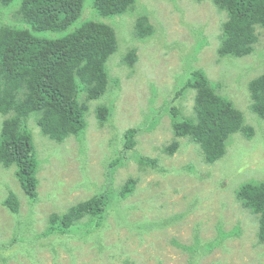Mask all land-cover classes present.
<instances>
[{
    "label": "rangeland",
    "instance_id": "374dc122",
    "mask_svg": "<svg viewBox=\"0 0 264 264\" xmlns=\"http://www.w3.org/2000/svg\"><path fill=\"white\" fill-rule=\"evenodd\" d=\"M136 2L130 13L97 16L116 30L124 54L135 46L138 16L146 15L156 32L137 46L132 70L120 55L110 58L109 92L89 104L83 138L53 143L29 122L41 161L38 203L32 213L26 214L29 204L14 170L0 165V264H264L258 220L235 198L242 184L264 181V120L249 109L248 90L249 81L264 72V32L258 29L259 41L251 56L221 58L218 49L226 14L211 1ZM21 5L22 0H15L8 7L0 6V24L13 23L6 16L17 15ZM91 7L92 0H87L84 17ZM191 69H202L218 93L231 99L255 129L251 139L232 135L225 156L214 164H207L199 146L185 138L178 139L180 146L173 155L163 150L175 139L169 102L188 81ZM194 95L189 90L179 100L186 116L193 114ZM107 103L113 113L101 123L96 107ZM3 120L0 115V130ZM132 127L140 129L139 154L157 158L167 172L143 171L146 166L129 160L111 175L109 164L119 156L123 134ZM111 176L118 190L131 177L138 182L133 195L120 205L112 204L100 229L96 222L86 227L84 219L68 233L43 234L51 214L61 215L101 193ZM9 190L21 201L18 215L2 204ZM120 207L132 210L129 216ZM29 216L34 223L28 222ZM165 218L175 221L163 231L146 233L129 226L134 219L149 223ZM238 228V233L210 248L221 232ZM19 236L23 238L14 243Z\"/></svg>",
    "mask_w": 264,
    "mask_h": 264
},
{
    "label": "trees",
    "instance_id": "16d2710c",
    "mask_svg": "<svg viewBox=\"0 0 264 264\" xmlns=\"http://www.w3.org/2000/svg\"><path fill=\"white\" fill-rule=\"evenodd\" d=\"M14 1L0 0V6L8 7ZM86 1L22 0L17 15L6 16L13 23L0 24V115L4 119L0 130V165L14 170L29 204L27 215L38 203L37 175L41 164L29 122L32 120L30 126H37L42 136L53 143H63L72 136L83 138L89 104L109 92L111 77L107 63L110 58L120 55L125 66L132 70L138 60L137 46L154 38L156 32L146 15L138 16L133 33L135 46L124 54L116 30L99 21L97 16L114 17L130 13L136 8L137 0H92L93 8H89L84 17ZM195 1L202 3L207 0ZM209 1L219 12L226 14L221 26L218 55L221 58L251 56L259 41L258 29L264 32V0ZM199 32L203 36L202 31ZM189 75L188 81L179 87L169 102L175 139L163 150L173 155L180 146L178 139L185 138L199 146L207 164H214L225 156L232 135L241 133L246 139H251L255 129L246 123L244 113L231 99L218 93L216 85L202 69H191ZM189 90L195 93L194 111L191 116H186L179 100ZM248 90L249 109L264 120V72L249 81ZM96 110L101 123L113 113L108 103L98 105ZM139 131L138 127H132L124 132L122 150L109 164L111 175L116 167L129 160L146 166L143 171L167 172L160 167L157 158L141 155L136 150ZM112 180L113 176L101 193L98 191L61 215L51 214L43 234L68 233L75 226H81L84 219L87 220L86 227L96 222L97 230L100 229L105 217L112 212V204L120 205V201L133 195L138 182L131 177L118 190ZM235 198L243 209L257 218V239L263 245L264 181L242 184L236 190ZM3 200L6 209L20 214L21 201L15 192L9 190ZM125 208L120 207L129 216L132 210ZM174 221L173 218H165L148 223L134 219L129 226L151 233L163 231ZM28 222L34 223L35 219ZM239 231L240 228L230 233L221 232L219 240L210 248L221 245L229 234ZM22 238L19 236L13 242ZM175 244L183 248L177 242Z\"/></svg>",
    "mask_w": 264,
    "mask_h": 264
},
{
    "label": "clouds",
    "instance_id": "9594fccd",
    "mask_svg": "<svg viewBox=\"0 0 264 264\" xmlns=\"http://www.w3.org/2000/svg\"><path fill=\"white\" fill-rule=\"evenodd\" d=\"M24 192V191H23ZM80 203V202H79Z\"/></svg>",
    "mask_w": 264,
    "mask_h": 264
}]
</instances>
